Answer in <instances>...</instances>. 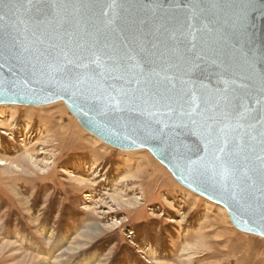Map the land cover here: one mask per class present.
I'll list each match as a JSON object with an SVG mask.
<instances>
[{
	"label": "water",
	"instance_id": "95a60500",
	"mask_svg": "<svg viewBox=\"0 0 264 264\" xmlns=\"http://www.w3.org/2000/svg\"><path fill=\"white\" fill-rule=\"evenodd\" d=\"M48 3L49 0H42ZM65 7L27 27L0 22V105L39 106L63 101L81 126L121 149H148L183 186L224 206L234 226L264 237V12L260 0H57ZM197 5L195 19L181 5ZM24 14L22 13V16ZM38 17V20H37ZM191 33V35H189ZM70 36L127 44L152 43L183 52L193 40L208 54L177 82L198 94L226 88L250 113L243 151L211 150L200 128L183 115L151 105L116 107L93 80L56 70L53 44ZM163 50V49H162ZM49 65H52L51 67ZM165 86L167 82L165 81ZM115 95V93H113ZM221 159L217 160L216 157Z\"/></svg>",
	"mask_w": 264,
	"mask_h": 264
},
{
	"label": "rangeland",
	"instance_id": "374dc122",
	"mask_svg": "<svg viewBox=\"0 0 264 264\" xmlns=\"http://www.w3.org/2000/svg\"><path fill=\"white\" fill-rule=\"evenodd\" d=\"M21 154L26 172L0 161V264H264V237L63 101L0 105V158Z\"/></svg>",
	"mask_w": 264,
	"mask_h": 264
},
{
	"label": "snow or ice",
	"instance_id": "6c2138e0",
	"mask_svg": "<svg viewBox=\"0 0 264 264\" xmlns=\"http://www.w3.org/2000/svg\"><path fill=\"white\" fill-rule=\"evenodd\" d=\"M62 7L65 6L57 0L48 3L42 0H0V22L7 19L13 27H27L37 22L33 19V12L39 16L52 15ZM181 7L195 19L197 5ZM260 7L264 12V0H260ZM194 39L188 41L185 51L179 52L169 50L163 42L160 46L153 44L150 36L140 40L133 38L127 44L121 42L119 45L108 44L99 38L70 36L68 42L52 45L56 50L53 59L56 70L69 75L79 77L84 69L83 76L95 81L109 99L115 101L116 107L151 105L175 113L173 105H178L181 113L200 128L211 150L225 154H234V149L243 151L246 137L250 135L246 128L250 115L247 108L226 88L213 91L204 86L198 94L185 92L177 89L168 75L173 72L176 81L183 83L182 77L199 67V62L208 53L203 48L197 50ZM260 69L264 74V64ZM259 121L261 146L264 148V115Z\"/></svg>",
	"mask_w": 264,
	"mask_h": 264
},
{
	"label": "bare ground",
	"instance_id": "6f19581e",
	"mask_svg": "<svg viewBox=\"0 0 264 264\" xmlns=\"http://www.w3.org/2000/svg\"><path fill=\"white\" fill-rule=\"evenodd\" d=\"M30 155V154H29ZM28 155V156H29ZM26 156V157H28ZM31 156V155H30ZM25 157L24 154H21L17 159H7V160H3L0 158V161H5L8 162V164H12L14 165L16 168L18 169H22V171H28V165H27V158ZM31 164V162L29 163ZM3 165V164H2ZM33 165V164H32ZM224 207V206H223ZM226 209V208H225ZM226 212H228V210L226 209ZM229 214V212H228ZM230 217V215H229Z\"/></svg>",
	"mask_w": 264,
	"mask_h": 264
}]
</instances>
